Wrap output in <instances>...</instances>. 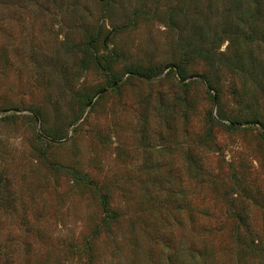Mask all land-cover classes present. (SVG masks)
<instances>
[{
    "label": "rangeland",
    "instance_id": "obj_1",
    "mask_svg": "<svg viewBox=\"0 0 264 264\" xmlns=\"http://www.w3.org/2000/svg\"><path fill=\"white\" fill-rule=\"evenodd\" d=\"M0 264H264V0H0Z\"/></svg>",
    "mask_w": 264,
    "mask_h": 264
}]
</instances>
